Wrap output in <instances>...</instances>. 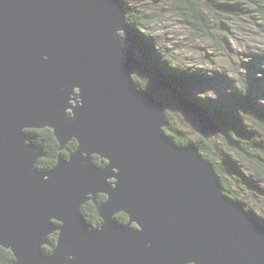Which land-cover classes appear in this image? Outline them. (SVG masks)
I'll list each match as a JSON object with an SVG mask.
<instances>
[{"label": "water", "instance_id": "obj_1", "mask_svg": "<svg viewBox=\"0 0 264 264\" xmlns=\"http://www.w3.org/2000/svg\"><path fill=\"white\" fill-rule=\"evenodd\" d=\"M127 12L122 0H0V246L15 264H264V224L197 146L164 131V88L203 134L221 128L175 87H138ZM45 126L79 148L41 171L26 129ZM99 193L94 228L82 206Z\"/></svg>", "mask_w": 264, "mask_h": 264}, {"label": "trees", "instance_id": "obj_2", "mask_svg": "<svg viewBox=\"0 0 264 264\" xmlns=\"http://www.w3.org/2000/svg\"><path fill=\"white\" fill-rule=\"evenodd\" d=\"M125 4V7L127 9V21L131 29H133L137 34H139V37H137V42L140 44V48L142 51L145 52L144 54V63L146 64L142 75L144 78H147L149 81L147 83H144L142 81V78L138 76V71L134 73V77L136 79V83L139 88L143 90H159L158 84L155 82V80H152V78L155 79H162L166 83H168L170 86L177 88L179 91H181L183 94L186 91L187 97L191 100H194L202 109L205 110L207 114L212 116L215 123L221 128V130H224L226 133L225 139L223 141V144L228 145V142L235 143L238 148H240V151L246 152V154L254 157L249 158L253 162H257L258 166L262 170V174L264 177V156L258 153V151L255 148L264 147V144L261 140L255 141V134L257 133V129H249L247 127H244L243 125H238L235 118V111L243 107L245 110H249L250 114L252 115V119L255 118V120L260 123V125H263L264 128V102L262 103V100H264V65H258L256 66V61L258 57L252 56L250 60L247 59V56L249 53L248 51L245 54L237 55L236 57L239 59L237 62L234 61V56L230 55V49L225 48L224 41H228V34H231L234 32V29L232 30V25L229 22V20L233 18L241 19L240 15L242 13L248 15L247 11H237L233 7L234 3H231V1H236V4H240L241 6L246 7L254 6L257 10L255 11L257 17L260 20V30L264 35V0H174L173 5H177L178 7V13L184 19L185 22L192 23L195 25V34L188 35L186 39L188 41L195 40V36L200 35L204 37L205 39L209 41L216 40L218 42L219 47H217V50L221 51L222 54H225L229 57L228 62H211L212 64H215V71L217 75H226V73L221 70L220 68H227L226 70L231 71L233 73V76L237 78L240 81L241 88L238 91L229 92L228 91V97L232 101V106H229L230 102H223L220 98V100H216L219 98H207L205 95H203L202 87L204 83V79L207 78L209 80V74H205L203 72L202 74L194 75L192 72V69L185 68L182 70L181 67V61H183L181 55L176 51H174V48L169 47V42L175 41L178 39L172 38V37H166L167 40H165V35L167 34L165 32L164 35H158L156 33V28L153 26V22L159 23V20L166 21L165 19V11L164 10H157V8H153L152 5L144 3L141 1L139 4L128 2V0H122ZM132 1V0H131ZM171 0H164L163 4L170 3ZM171 4V3H170ZM232 4V5H231ZM246 5V6H245ZM259 7V8H258ZM250 13V12H249ZM216 22L217 24H215ZM143 31V34H142ZM218 32V37L215 36V32ZM145 32V33H144ZM173 33V32H172ZM141 36V37H140ZM224 44V45H223ZM181 49H192L188 46H179ZM201 50L203 49L204 52L207 51V46L205 45H199L194 42V46L192 50ZM207 57H211L210 54H204L201 55V59L203 60ZM236 60V59H235ZM204 62V61H203ZM205 63V62H204ZM237 63V64H236ZM239 66L244 68L245 66H251L253 68V75H256L254 72L257 69H261L263 72V75L260 77H252L251 69L249 68L248 74H243L240 70ZM146 69H149L150 72H147ZM245 69V68H244ZM156 76H155V75ZM188 76V78H187ZM252 78V79H251ZM141 82V84H140ZM183 83V84H182ZM142 86V87H141ZM255 88H259L263 91L259 94V101H256L255 98H253V91ZM167 90H164L162 93L170 100H173L172 94L170 89L166 88ZM198 90V93H194V91ZM230 90V89H228ZM258 93V92H257ZM185 95V94H184ZM170 97V98H169ZM168 101V103H169ZM177 110L183 111V109L179 106V104L176 106L166 108L165 114L167 118V125L165 126L166 132L168 135L175 140L178 144H188V145H194L198 146L200 152L211 160L215 164V169L218 173V176L221 179L222 184L224 185V188L226 189L227 195L232 199H238L235 192L231 189V186L225 181L224 179V173L226 172V169L223 168L222 164L215 163V160L217 159L216 156H218V160L222 163L224 160V157L221 156L219 150H223V152H226V149L223 147L221 143V148L217 147L213 142H203L198 145L197 142L194 141H187L184 138H181L178 134L176 126H174L172 121V115L177 114ZM188 115L192 117L189 113ZM194 121H192L191 126L194 128V126H197L199 129V125L197 122L196 117L193 115ZM31 133L35 134V137H33V141L36 143H39L41 147L43 148V151L45 152V155L38 160V167L42 170L51 169L55 164L58 162L59 155L61 154L63 157L69 156V148L65 150H60L59 143L57 142L54 131L50 128L46 129H40V130H32ZM76 143V142H75ZM225 145V146H226ZM228 147V146H227ZM248 147L253 148L254 150H247ZM255 147V148H254ZM75 146L73 144H70V149H74ZM213 148L215 153H211L210 150ZM230 160H232L230 158ZM255 160V161H254ZM102 161H99L98 163H101ZM103 163V162H102ZM231 163V161H229ZM232 164L235 165L234 161L232 160ZM225 165V164H224ZM228 166V160L226 162V165ZM261 176V178L263 179ZM264 180V179H263ZM99 201H103L106 199V196L104 194H101L98 197ZM239 200V199H238ZM245 206V205H244ZM246 207V206H245ZM251 213H255L251 210V208L246 207ZM96 210V211H95ZM82 212L85 216L86 222L91 227H97V225L101 222V219L98 217V210L96 205L93 202H86L82 206ZM94 214V215H93ZM93 215V216H92ZM117 218L119 219V222L126 223L128 220V217L124 219L121 215H117ZM261 221L260 219H258ZM264 223V220H262ZM57 225H59L57 222H55ZM57 238L58 234L54 233L49 236L50 244L44 246L45 254L50 253L53 251V249L56 247L57 244ZM0 264H15V257L13 253L6 248L0 247ZM192 264V263H190Z\"/></svg>", "mask_w": 264, "mask_h": 264}, {"label": "rangeland", "instance_id": "obj_3", "mask_svg": "<svg viewBox=\"0 0 264 264\" xmlns=\"http://www.w3.org/2000/svg\"><path fill=\"white\" fill-rule=\"evenodd\" d=\"M140 1H141V3L144 2V3H147L149 5L151 4L152 7L153 8L156 7L157 10H161V11L164 10L165 11L166 21L159 20V23L153 22V26L156 28V33L158 35H164L165 32L167 33L165 35V40H167L166 39L167 36L172 37V38L178 37V39H176L175 41H172V42L168 41V43H169V47L174 48L173 50L175 52L177 51L181 55V57L183 59V61L180 62L182 70H184L185 68L186 69L190 68V69H192V72L194 75L202 74L203 72H205L206 75L209 74V80H207V78L204 79L205 81L203 83V87H202V91H201L203 93L202 96L205 95L207 98H219L216 100H220V98H221V100L223 102H230L231 104L229 106H232L233 105L232 101L228 97V91L235 93V91H238L241 88V85H240V81L237 78H235V76H233V73L231 71L226 70L227 68H223V69L220 68L221 70H223L226 73V75H219V76L217 75V73L215 71L216 70L215 64H212L211 62H215V60H216V62L219 63V62H228V60H229L228 56H226L225 54H222L221 51L217 50V47H219L218 42L216 40H213L211 42V41L205 39L204 37H202L200 35L195 36V40L188 41L186 39V37L188 35H190V33L195 34L194 33L195 25L192 23L185 22L184 19H182V17L178 13L177 5H173L172 1H174V0L170 1L171 4L170 3L163 4L162 2L164 0H132V1L128 0V2L131 3L132 5H133V3H136V2H137L136 4H139ZM231 3H234L233 7L235 9H237V11H243V10L247 11L248 15L242 13L240 15L241 19L233 18V19L229 20V22L232 25V30L234 29V32H232L231 34H228V41H224L225 48L228 47V49H230V55L234 56V58L236 59V60L234 59L235 62H237V60H239L236 57L237 55L240 56L242 54H245L248 51V53H249L247 55V56H249V57H247L248 60H250L252 58V56H255V57H258V59L256 61V66L264 65V35L261 32L260 27L258 25V24H260V20L255 13V11L257 9L253 5L252 6H249V5L246 6L245 5L246 7L241 6L240 4H236L237 3L236 1H231ZM214 23L217 24L216 22H214ZM132 30H131V32H132L131 34L132 35L135 34L136 38L139 37V34H137V32L132 31ZM120 32H123V31L121 30ZM214 32L216 33L215 36L218 37V32L217 31H214ZM142 34H143V31H142ZM194 42L199 44V45L207 46V51L204 52L203 49L192 50L193 46H194ZM138 45H139V47H141L140 44H138ZM180 45L181 46H188L192 49H181V47H179ZM143 53L145 54L144 51H143ZM204 54H210L211 57H207V58L204 57V59L202 60L201 55L203 56ZM213 59H215V60H213ZM144 68L141 69L140 71H138L139 72L138 76H139V78L140 77L142 78V81L144 83H147L149 80L147 78H144L142 75ZM239 68L242 71V73L245 75L248 74L247 71H249V68L251 69L252 77H254V76L260 77L263 75V72L260 68L255 70L254 73L256 75H253V68L254 67L245 66L244 67L245 69H244L241 66H239ZM146 71L150 72L149 69H146ZM187 78H188V76H187ZM134 79H135V77H134ZM152 80H155V82L158 84V86L165 85V83H166L162 79L157 80L155 78H152ZM135 82H136V79H135ZM140 84H141V82H140ZM166 84H168V83H166ZM263 84H264V82H263ZM138 86H140V85H138ZM164 89L167 90L166 88H164ZM228 89H230V90H228ZM255 90H257V91H253V98H255L256 101H259V99H258L259 94L263 90H261L259 88H255ZM148 91H151V90H148ZM152 92H154V94L158 96V91L152 90ZM179 92H181V91H179ZM194 93H197L199 95L198 90L194 91ZM184 94L183 95L185 96V98L189 101L188 103L189 104L191 103L192 105H194L191 107H200L194 100H191L187 97L186 91L184 92ZM165 96H166V94H165ZM172 98H173V100H170L169 103H168V98L166 99L165 109L167 107H169V109H171V107L176 106V104L177 105L179 104V102L176 100L175 97L172 96ZM71 102L75 103L74 99H72ZM263 102H264V100H262V103ZM176 112H177L176 115L175 114L172 115V118H173L172 121H173L174 126H176L177 131L179 132L178 135L181 138H184L187 141L191 140V141L197 142L198 145H203V144H201L203 142H205V143L206 142H208V143L213 142L215 145H217L216 148H218V147L221 148V143H222L223 147L226 149V152L225 151L223 152V150H219L221 156L224 157L223 163H222V159H221V161L218 160V156H216L217 159L215 160V163L216 164L221 163L223 168L226 169V172L224 173L223 177H224L225 181L231 186V189L235 192V194L239 200L238 199L232 200V198H229L225 188H224V191H225L224 194L230 200H232V202H234L235 204L243 206V207L246 206L248 208L253 209L251 211L256 212L257 216L256 217L254 216L255 213H251V214L257 220L258 219L264 220V180H263L264 177L262 174V170L258 166V163L255 160H254L255 162H253L249 159L250 157L251 158H254V157L246 154V152L244 153V151H240V148H238L235 143L233 144V143L228 142V145L223 144V141H224L225 136H226V133L224 132V130L219 129V131L217 132L211 128L208 130L207 133L203 134L201 129L199 130L197 128V126H194V128H193L191 126L192 121H194L192 111L186 112L184 110L183 111L177 110ZM235 112L236 113L234 116L236 118L237 124L240 126L243 125L244 127H247L249 129H255L256 128L257 133L254 136L255 141L261 140L264 144V128H263V125H260V123H258L255 120V118L252 119V115L250 114V111L245 110L243 107L238 108ZM188 113L192 117H190L188 115ZM165 126H164V131L166 132ZM200 126L201 125H199V128H200ZM46 128H50V126H45L42 128H27L26 132L28 133L29 140L32 143H35L37 146L41 147V145L39 143H36L33 141V137H35V134L31 133V131L32 130L46 129ZM166 134H167V132H166ZM54 136H55L57 142L59 143L55 134H54ZM70 144H73V146H75V148L70 149ZM185 145H187V144H185ZM59 147H60V150H65V151L69 148L70 153H69V156H67L69 158L70 154L75 152L79 148V143H78L77 139L73 138L68 142V144L66 146H64L65 148L62 149V146H60V143H59ZM197 148H198V146H197ZM251 149L254 150L251 147L247 148V150H251ZM255 149L258 151V153H260L261 155L264 156V147L263 146L260 148H255ZM42 152L45 154V152L43 151V148H42ZM210 152L215 153L213 148L210 150ZM93 158H94L93 162L96 161L95 163H98L99 161H103V158L100 156V154L94 155ZM230 158L234 161L235 165L232 164V160H230ZM206 159H208V158H206ZM227 160H228V166H225ZM229 161H231V163H229ZM37 167H38V165H37ZM38 169H40V168L38 167ZM261 176L263 177V179L261 178ZM97 200H98V203L97 204L95 203V205H96L97 210H98V206L101 204V201H99V199H97ZM87 202H93V201L89 200ZM246 210H248V209L246 208ZM97 214H98V217L101 219V222L97 225L99 227L103 223V219L99 215V211ZM116 214L121 215L122 217H124V219H126V217H128L127 220H129V214H126V212L117 211L114 214V217H115L116 221H118V222H119V219L117 218ZM260 222L263 223L262 221H260ZM134 226H137V224L135 223ZM49 241H50V239H49ZM0 247H2V246H0Z\"/></svg>", "mask_w": 264, "mask_h": 264}, {"label": "bare ground", "instance_id": "obj_4", "mask_svg": "<svg viewBox=\"0 0 264 264\" xmlns=\"http://www.w3.org/2000/svg\"><path fill=\"white\" fill-rule=\"evenodd\" d=\"M139 42V41H138ZM155 95V94H154ZM167 115V114H166ZM218 132V131H217ZM168 134V133H167ZM68 144V143H67ZM185 145V144H184ZM99 155V154H98ZM96 157V156H95ZM66 158V157H65ZM68 158V157H67ZM93 160H94V158H93ZM96 162V161H95ZM102 163V162H101ZM214 166H215V164H214ZM40 170V169H39ZM42 171V170H41ZM218 174V173H217ZM101 195V193H99L98 194V197ZM230 198V197H229ZM233 200V199H232ZM121 212V211H120ZM122 212H124V211H122ZM127 214V213H126ZM117 215V214H116ZM262 221V220H261ZM135 225V224H134ZM138 226V225H137ZM136 226V227H137Z\"/></svg>", "mask_w": 264, "mask_h": 264}, {"label": "clouds", "instance_id": "obj_5", "mask_svg": "<svg viewBox=\"0 0 264 264\" xmlns=\"http://www.w3.org/2000/svg\"><path fill=\"white\" fill-rule=\"evenodd\" d=\"M44 59H48V55L47 54H45ZM148 247L149 248L151 247V243L148 244ZM186 264H188V261H186Z\"/></svg>", "mask_w": 264, "mask_h": 264}]
</instances>
